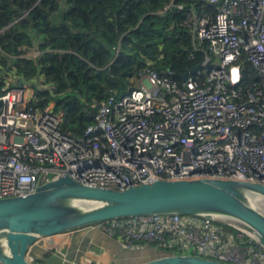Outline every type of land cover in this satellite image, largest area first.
I'll list each match as a JSON object with an SVG mask.
<instances>
[{"label": "built area", "instance_id": "2783aa9c", "mask_svg": "<svg viewBox=\"0 0 264 264\" xmlns=\"http://www.w3.org/2000/svg\"><path fill=\"white\" fill-rule=\"evenodd\" d=\"M203 1L213 6L212 13L188 9L183 20L207 42L201 68L181 82L170 70L142 68L125 94L95 103L81 133L63 131L62 113L53 102L34 106L26 83L12 86L14 74L5 76L0 198L29 194L58 175L119 190L200 177L264 184V0ZM171 5L183 8L170 3L163 10ZM93 226L116 237L124 250L153 246L162 253L264 264L258 241L223 220L174 213Z\"/></svg>", "mask_w": 264, "mask_h": 264}, {"label": "trees", "instance_id": "16d2710c", "mask_svg": "<svg viewBox=\"0 0 264 264\" xmlns=\"http://www.w3.org/2000/svg\"><path fill=\"white\" fill-rule=\"evenodd\" d=\"M170 3L183 8L163 10ZM188 9L214 10L203 0H0V83L9 73L28 82L34 106L52 101L61 129L81 133L95 103L125 94L142 68L179 82L201 68L207 42L183 24Z\"/></svg>", "mask_w": 264, "mask_h": 264}, {"label": "water", "instance_id": "95a60500", "mask_svg": "<svg viewBox=\"0 0 264 264\" xmlns=\"http://www.w3.org/2000/svg\"><path fill=\"white\" fill-rule=\"evenodd\" d=\"M174 213L223 220L264 248V184L258 181L159 179L119 190L58 175L29 194L0 198V263L33 264L29 250L41 237L115 219ZM135 264L230 263L191 253H163Z\"/></svg>", "mask_w": 264, "mask_h": 264}, {"label": "crops", "instance_id": "0c3cea01", "mask_svg": "<svg viewBox=\"0 0 264 264\" xmlns=\"http://www.w3.org/2000/svg\"><path fill=\"white\" fill-rule=\"evenodd\" d=\"M116 237H109L96 226L88 225L72 231L41 237L29 250V257L39 260L40 264H60V254L68 253L79 259L81 264H133L138 252L153 254V246L120 249Z\"/></svg>", "mask_w": 264, "mask_h": 264}, {"label": "rangeland", "instance_id": "374dc122", "mask_svg": "<svg viewBox=\"0 0 264 264\" xmlns=\"http://www.w3.org/2000/svg\"><path fill=\"white\" fill-rule=\"evenodd\" d=\"M206 69H207V67H206ZM203 70H205V67H203ZM40 77H41V76H40ZM41 81H42V78H40V80L37 79V82H38L37 87H38V88H43V87H45V86L47 85V84L45 85V82H41ZM12 86H22V87H23V82L20 81V82L18 83V81L16 82V81H15V78H14L13 81H12ZM24 87L26 88L27 93L30 94L31 96H33V94H34V88L32 87V85L29 84V83L27 82V83L24 85ZM51 102H52V101H51ZM53 104H54V103H53ZM106 235H108V234L106 233ZM108 236L111 237V238H113V236H111V235H108ZM120 249H121V248H120ZM138 253H139V254H138V257L134 259L133 264L163 254L162 252H159V251H156V252L153 253V254H147V253H145V251H143L142 253H141V252H138ZM57 257H58L57 259H58V261H59L60 264H62V262H63L64 259L73 260V261H75L77 264H78V263L81 264V262L79 261V259H77V258L71 256V255L68 254V253H67V254H66V253L60 254V255L57 256ZM29 258H30V260H31V262H32L33 264H36V263H35V261H36L35 258H34V259L31 258V257H29Z\"/></svg>", "mask_w": 264, "mask_h": 264}, {"label": "bare ground", "instance_id": "6f19581e", "mask_svg": "<svg viewBox=\"0 0 264 264\" xmlns=\"http://www.w3.org/2000/svg\"><path fill=\"white\" fill-rule=\"evenodd\" d=\"M259 203H260V200H259Z\"/></svg>", "mask_w": 264, "mask_h": 264}]
</instances>
